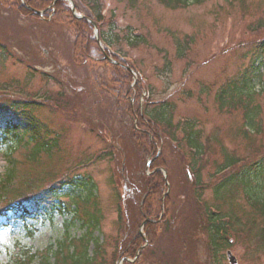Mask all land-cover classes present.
I'll list each match as a JSON object with an SVG mask.
<instances>
[{"label": "rangeland", "instance_id": "obj_1", "mask_svg": "<svg viewBox=\"0 0 264 264\" xmlns=\"http://www.w3.org/2000/svg\"><path fill=\"white\" fill-rule=\"evenodd\" d=\"M66 1L72 6L79 3L78 0ZM83 1L79 3L81 8H84ZM99 2L105 18L111 20V27L123 38L120 45H113L114 49L126 53L128 64L135 65L139 71L133 72L135 81L140 74L144 79L140 83L148 86L152 101L173 104L175 123L196 120L203 139L209 136V150L200 172L203 189L198 193L201 201L197 202L191 178L188 175L186 178L181 163L174 167L181 158L176 152L179 150L169 148L165 154L169 160L175 161H169L174 182H168V187L163 188V214L156 217L150 213L141 220L140 212L144 215L145 211L139 208L135 211L127 204L125 183L144 173L143 162L127 142L122 125L128 119V112L125 103H121L113 91L117 86L106 83V86L99 87L96 83L97 75L109 79L111 74L109 65L98 61L105 56L102 46L101 51L91 52L93 61L84 65L76 63L71 60L73 54L67 46L73 38L71 31L64 27L63 30L55 27V31L47 26H34L38 24L35 19L17 16L8 4L0 3V88L6 84H19L23 85L25 96L48 94L50 101H41V106L33 114L37 122L45 125L51 136L57 138L53 152L40 154L37 161L25 160L26 148L15 151L14 159L18 165L15 185L34 188L44 187L50 181L65 180L68 185L62 191L76 190L75 193L84 198L85 189H74L70 182L91 183L93 191L86 204L75 198L77 212L82 216V209H86L97 216L94 237L102 244V255L107 264L115 259L113 254L118 243H125L136 228L141 230L140 236L147 239L145 225L161 221L169 204L166 202L168 195L173 202L167 206L173 216L165 219L170 229L166 234L161 232L156 244L158 248L178 249L183 264H228L227 250L237 258V264H264V219L247 198V194L264 198V179H251L247 186L227 185L222 196L213 193L223 178L235 172L234 169L215 174L224 155L244 161L264 151V73L255 84L259 94L253 102L261 110L258 133L245 132L243 108L237 103L230 105L227 101L226 105L220 106L217 101L220 88L250 61L252 45L262 35V31H256L255 24L264 15V0H204L185 8H168L157 0H138L133 7L121 0ZM49 17L51 19L52 15ZM107 24L104 32L110 28ZM96 30L94 35L98 32ZM129 35L142 36L146 43L136 48L128 47L125 38ZM184 36L191 37V41L187 48L179 50L175 40ZM105 54L113 62H118V58ZM12 91H1L0 100L14 97ZM146 93L142 92L140 97L141 106ZM180 146L187 155L185 145ZM107 147L112 148L111 157L103 153ZM5 149V145L0 147L3 152ZM23 160L24 163L20 164ZM152 162L151 159L149 170ZM141 181L142 178L140 186ZM61 201L72 207L76 205L67 196H62ZM118 205H121V215L118 214ZM212 207L221 215L230 216L229 222L233 223L229 232L230 246L217 253V260L208 251V233L204 224L206 210ZM69 218L67 213H56L52 219L41 220L2 218L0 237L9 243L0 244V264H7L10 251L17 252L20 247L18 253L27 249L44 252L46 246L63 237L64 220ZM146 218L153 222H147L140 229ZM84 231L85 227L78 221L70 227L69 234L71 238H77ZM93 249L91 244L89 252ZM137 251L134 257L118 254L116 262L126 257L122 264L133 263L139 256Z\"/></svg>", "mask_w": 264, "mask_h": 264}, {"label": "trees", "instance_id": "obj_2", "mask_svg": "<svg viewBox=\"0 0 264 264\" xmlns=\"http://www.w3.org/2000/svg\"><path fill=\"white\" fill-rule=\"evenodd\" d=\"M79 3L83 0H78ZM125 1L130 7L137 4L138 0H121ZM168 8H185L189 5H197L204 0H157ZM84 8H81L78 2H75V10L79 13V17L73 15L71 5L66 0H1L2 5H9L17 16L23 18L31 17L35 19L34 26H47L51 30L63 27L73 33V38L68 48L73 54L72 61L82 65L93 61L92 51L99 50L101 47H107L111 50H103V55L98 60L99 63L105 66L109 65L110 77L96 76V83L101 86H106V83H113V91L119 96L121 103H125L128 112V119L123 122V130L127 138L131 150L140 155L144 173L134 177L130 181H126L127 188V204L131 208L143 209L145 218L148 214H154L156 217L161 213V194L165 187V178L163 170L167 173L169 184H173L174 177L169 161L174 160L167 158L169 148L176 149L181 155L180 160L175 162L174 167L181 163L184 175L191 178L192 190L194 196L197 197V202L201 201L198 193L203 186L200 181V172L206 160L208 153L209 136L203 139L201 129L198 127V122L193 119H185L183 121L174 122V106L168 101L154 102L152 93L148 86H143L144 79L139 74L135 81L133 72L139 73L138 69L133 64H128L129 56L126 53H121L114 49L113 45H120L121 36L111 27V20L106 19L101 11L99 0L83 1ZM43 12V15H38L37 12ZM81 12V13H80ZM50 15L52 18L50 19ZM91 21L95 22L98 31L99 41H97L93 31L94 26ZM108 23V24H107ZM106 24L110 27L104 32ZM255 29L262 35L256 39L251 48V58L248 65L240 70L233 78L225 83L217 94V101L220 106L233 102L243 108L244 125H247L245 132H259L260 130V106L253 102L255 96L259 94L255 84L258 83L264 73V15L259 18L255 24ZM56 31V30H55ZM67 36V33L63 31ZM134 34V32H131ZM260 35V34H259ZM125 38L128 47L136 48L141 44H145L146 40L139 35H129ZM123 41V40H122ZM176 44L180 49L187 48L191 37L184 36L181 40L176 39ZM109 54L113 58H118V62L108 61ZM183 56V54H182ZM181 56V57H182ZM96 62V61H95ZM46 75L45 73H43ZM47 76V75H46ZM140 77V78H139ZM95 80V79H94ZM18 83V82H16ZM101 85V86H100ZM7 86V87H6ZM0 88V92L12 91L17 89L20 92H14V97L0 100V147L5 145L6 149L0 153V220L5 218L41 220L43 218L52 219L56 213H67L69 219L64 220L63 237L55 239L44 249V252L31 251L29 249L9 253V261L7 264H107L103 258L102 244L98 238L94 237V231L98 226V218L93 212L82 209V216L78 215L77 201L83 203L88 202L93 186L91 183L83 181H71L74 189L77 188L85 191L86 196L80 197V193L62 191L68 181L49 182L44 187H20L15 185L17 176V164L14 159L18 148L27 149L23 156L29 162L37 161L40 154L50 155L57 146V138L51 136V132L46 129L45 125L37 122L33 112L41 106V101H50L48 94L39 96H25L22 93L23 85H8ZM16 87V88H15ZM142 92H147L143 97L144 102L140 105V97ZM264 92V90H263ZM61 96V92H58ZM23 95L24 97H21ZM118 100V101H119ZM115 100L114 102H116ZM184 144L186 151H183L180 145ZM29 145H31L29 149ZM161 149L160 154L158 149ZM111 149L107 147L103 152L111 157ZM184 149V148H183ZM1 151V150H0ZM158 153V154H157ZM100 155V154H99ZM189 156V157H187ZM4 161L1 164L2 160ZM152 159L149 173L145 172L147 161ZM201 163L200 166L198 165ZM24 160L20 162L23 164ZM182 163H185L184 166ZM235 172L229 173L227 178H223L221 182L214 188L213 193L216 196H222L227 185L238 184L247 186L251 184V179H264V151L258 153L252 159L244 160L235 156L224 155L223 161L217 166V173H228L230 170ZM187 172V173H186ZM220 174V175H222ZM141 186L139 184L140 179ZM185 178V179H186ZM139 179V180H138ZM32 181V180H29ZM180 185V184H179ZM27 186V185H25ZM180 188L181 185L179 186ZM81 190V192H83ZM199 190V191H198ZM131 191V193H129ZM73 193V194H72ZM142 193V194H141ZM130 194V195H129ZM247 194V193H246ZM62 196L71 198L75 202V206L66 204L61 201ZM166 202L170 205L172 200L170 196H166ZM247 198L252 202L253 208L264 219V198H253L247 194ZM142 203V206L140 205ZM166 205V213L159 222L148 223L145 226L147 243L141 248L144 243L143 238L139 235L136 228L135 233L130 234V237L125 243H118V248L113 254L114 260L109 264H116V256H124L125 254L134 257L137 250L139 256L133 263L124 264H183L179 252L175 248L156 246L161 232L164 234L169 231L168 221L165 219L172 218V211ZM70 206V207H69ZM170 207V206H169ZM170 211H169V210ZM118 214L121 215V205H118ZM205 226L208 233L207 247L211 257L216 258L217 253L230 246V226L233 223L229 222L230 216L221 215V212L212 207L206 210ZM78 221L85 227L82 236L71 238L69 234L70 227ZM1 226V222H0ZM139 228V224H138ZM94 245L93 252H89L90 245ZM160 245V244H159ZM43 251V250H42ZM121 252V253H120ZM209 263V261H208Z\"/></svg>", "mask_w": 264, "mask_h": 264}, {"label": "water", "instance_id": "obj_3", "mask_svg": "<svg viewBox=\"0 0 264 264\" xmlns=\"http://www.w3.org/2000/svg\"><path fill=\"white\" fill-rule=\"evenodd\" d=\"M72 13H74V8H72ZM37 14L38 15H41L42 14V12H37ZM96 38H97V34H96ZM149 165H150V162H148L147 163V165H146V170H148L149 169ZM164 178H165V184H166V186L168 187V182H167V178H166V175L164 174ZM163 214V206H162V211H161V215ZM147 222H153V220L152 219H150V218H146V220H144L143 222H142V224H141V226H140V229L144 226V224H146ZM139 233H140V235H142V232H141V230L139 231ZM144 241H145V243H147V239L146 238H144ZM145 245V244H144ZM143 247V246H142ZM141 247V248H142ZM140 248V249H141ZM137 255V254H136ZM226 258H227V261H228V263L229 264H237V258L232 254V252L231 251H227L226 252ZM125 259H127L126 257H123L122 259H120V260H118V262H117V264H122V261L123 260H125Z\"/></svg>", "mask_w": 264, "mask_h": 264}, {"label": "snow or ice", "instance_id": "obj_4", "mask_svg": "<svg viewBox=\"0 0 264 264\" xmlns=\"http://www.w3.org/2000/svg\"><path fill=\"white\" fill-rule=\"evenodd\" d=\"M9 243L6 238L0 237V244Z\"/></svg>", "mask_w": 264, "mask_h": 264}]
</instances>
